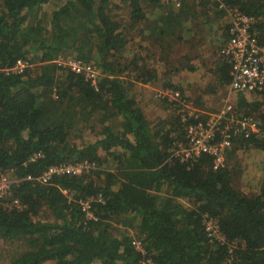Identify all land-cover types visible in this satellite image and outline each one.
I'll use <instances>...</instances> for the list:
<instances>
[{
    "label": "trees",
    "instance_id": "trees-1",
    "mask_svg": "<svg viewBox=\"0 0 264 264\" xmlns=\"http://www.w3.org/2000/svg\"><path fill=\"white\" fill-rule=\"evenodd\" d=\"M198 3L218 16L225 13L220 3L238 8L253 17V30L264 42V0ZM123 4L126 23L117 18ZM141 4L0 0V177L19 178L12 196L22 205L9 209L0 200V239L25 245L7 264H264V168L254 192L244 193L233 185L237 170L228 157L213 168L206 154L193 161L174 156V143L184 137L179 116L170 126L150 121L129 89L131 76L145 84L159 77L128 32L143 21L139 38L149 37V12ZM154 39L162 52L168 48L163 36ZM59 56L94 68L96 84L58 64ZM19 59L28 64L21 72L4 71ZM219 61L216 81L227 86L229 66L221 56ZM169 81L165 89L184 95L181 85ZM246 103L254 112L261 107ZM97 110L103 120L119 116L120 129L106 124L100 134L71 138L73 127ZM255 118L260 132L236 142L228 154L264 151V110ZM82 160L98 168L55 174L47 183L22 179ZM97 195L102 200L91 202L92 217L85 216L80 201ZM42 208L49 218L40 216ZM204 214L215 218L224 240L207 235ZM116 223L124 226L120 233Z\"/></svg>",
    "mask_w": 264,
    "mask_h": 264
},
{
    "label": "rangeland",
    "instance_id": "rangeland-1",
    "mask_svg": "<svg viewBox=\"0 0 264 264\" xmlns=\"http://www.w3.org/2000/svg\"><path fill=\"white\" fill-rule=\"evenodd\" d=\"M185 1L190 4L191 7L194 5L202 8L201 4H197V0H193L194 3L192 0H180V6H178V8L181 7ZM141 3L142 7L147 12L151 9L169 11L171 8H176L172 2H162L163 4L160 3V6L155 5L149 0H141ZM203 7L205 8V6ZM117 13V18L126 23V19L129 17L127 4H123ZM204 16L205 20H207L205 21V24H207L206 32L204 29L202 31L201 29L199 30V28L197 29L198 32L195 30L190 31L187 29L186 25L182 24L184 30H181V32L182 35L186 37L182 41L176 40L178 35H175V33L178 29H181L179 24V27L176 26L174 28V34H172V36L165 37V46L167 45L168 48L164 52L160 50L154 37L141 39L139 38L140 34L134 35L138 29H145L143 27L146 26L147 22H138L136 24L137 27L135 26L136 28L134 27L128 31L131 36L130 38H133L134 42L140 41V48L148 59L147 65H151V67L155 66V68L158 69V80L150 84L139 81L135 76L129 78V89L133 91L137 104L141 107L150 121H158L163 124V126H170L175 122L177 111L166 99L160 98V93L165 90V82L168 79H170L169 82L172 83V85H181L184 96L190 101H193L196 108L203 110V113H201L202 116L206 115L208 117L209 114L220 111L227 101L231 102L237 111H242L244 113L248 111L253 113L255 117L264 110V98L261 96L244 95L241 93L230 94L227 86H221L217 83L216 78L218 72H216V69L218 66L217 64L220 62L219 49L225 40V30L229 21V12L225 11L220 17L217 16L219 21L212 18L207 19L205 14ZM146 31H149V29ZM194 31V36L184 34H191ZM166 71L171 72L168 78L166 77ZM243 101L245 103H243ZM252 101L261 102L259 111L254 112L250 110L246 102ZM92 114L93 115L89 116L86 121H79L80 124H76L73 127L71 138H85L100 134L106 124H110L115 131L120 129V119L116 114L110 115L109 119L106 120H103L104 113L100 110ZM239 141L241 140L237 139L235 143ZM231 150L232 148L226 151V158L228 157V161H231L236 166L237 177L233 182L234 187L244 193L254 192L256 186L259 185L262 176L261 171L264 168V151L246 148L228 154ZM239 170H241V172H239ZM40 216L45 219L49 218V211L46 208H42ZM123 230L124 226L120 223L114 225V232L120 233ZM23 248H25V245L22 240L10 241L0 239V264H7L10 258ZM44 264L53 263L47 261Z\"/></svg>",
    "mask_w": 264,
    "mask_h": 264
},
{
    "label": "built area",
    "instance_id": "built-area-1",
    "mask_svg": "<svg viewBox=\"0 0 264 264\" xmlns=\"http://www.w3.org/2000/svg\"><path fill=\"white\" fill-rule=\"evenodd\" d=\"M160 1L172 2L176 8L180 6V0ZM219 6L229 12L227 37L219 49V55L229 66L228 92L230 94L259 95L264 98V42L259 41L253 30L254 19L238 8H226L222 3ZM55 61L68 66L73 71L83 72L91 84H96V71L91 66L63 56L57 57ZM27 65V62L19 59L12 67L4 69V71L21 72ZM160 98L166 99L172 105L183 123L184 137L176 141L172 147L173 155L178 156L181 160L193 161L206 154L213 159V168H219L225 164L226 151L232 148L237 139L249 138L261 130L254 115L237 111L229 101L220 111L209 114L207 117L206 115L202 116L195 105L177 89L163 90L160 93ZM37 156L33 155L31 159ZM97 168V164L89 160L74 163L63 162L49 166L38 176L28 174L22 179L47 183L55 174L89 173ZM18 180L19 178L12 179L9 174H3L0 177V200L5 208H21L22 206L19 199L12 196V186ZM101 200V195L81 200L80 205L85 216L92 217L91 202ZM203 222L210 238L224 240L215 218L204 214ZM238 241L233 240L232 245H236ZM133 244L137 249L143 251L139 240L134 238Z\"/></svg>",
    "mask_w": 264,
    "mask_h": 264
},
{
    "label": "crops",
    "instance_id": "crops-1",
    "mask_svg": "<svg viewBox=\"0 0 264 264\" xmlns=\"http://www.w3.org/2000/svg\"><path fill=\"white\" fill-rule=\"evenodd\" d=\"M212 11H207L206 7L204 8L203 6L202 8H200V6H194V5H192L191 7V5L188 4L187 2L183 3V7L181 9L171 8L169 11H158L156 9H151L150 11H148L149 12V37L155 38L158 36H163L165 38L167 35L172 36V34H174V28L176 26L179 27V24H180L181 29L180 30L178 29L177 32L175 33V35H178L176 40L182 41L186 37V36H183L181 32V30H184V28L182 27V24L186 25L187 29L190 31L191 30L197 31V29L199 28V30L201 29L202 31L204 29V31L206 32L207 24H205L206 23L205 21L207 20H205L204 14L207 16V19L212 18V19H216L219 21V19H217L218 15L213 13ZM195 31L191 34H186V33L184 34L189 35V36H194ZM139 34H140V31L138 29L134 35H139ZM191 102L193 103V101ZM199 111L203 113V110H199Z\"/></svg>",
    "mask_w": 264,
    "mask_h": 264
}]
</instances>
